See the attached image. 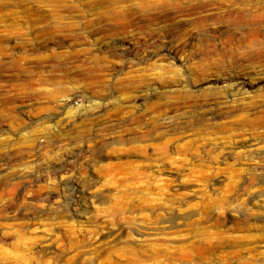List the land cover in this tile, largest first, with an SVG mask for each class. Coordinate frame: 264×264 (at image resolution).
Returning a JSON list of instances; mask_svg holds the SVG:
<instances>
[{
  "label": "rangeland",
  "instance_id": "374dc122",
  "mask_svg": "<svg viewBox=\"0 0 264 264\" xmlns=\"http://www.w3.org/2000/svg\"><path fill=\"white\" fill-rule=\"evenodd\" d=\"M0 264H264V0H0Z\"/></svg>",
  "mask_w": 264,
  "mask_h": 264
},
{
  "label": "bare ground",
  "instance_id": "6f19581e",
  "mask_svg": "<svg viewBox=\"0 0 264 264\" xmlns=\"http://www.w3.org/2000/svg\"><path fill=\"white\" fill-rule=\"evenodd\" d=\"M173 119V118H172ZM49 196H53V194H49ZM57 196V195H56ZM38 196H35V195H29V198H32V199H35L37 198Z\"/></svg>",
  "mask_w": 264,
  "mask_h": 264
}]
</instances>
